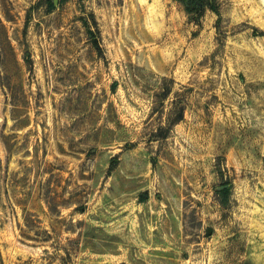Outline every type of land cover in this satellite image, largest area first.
<instances>
[{
  "label": "rangeland",
  "instance_id": "obj_1",
  "mask_svg": "<svg viewBox=\"0 0 264 264\" xmlns=\"http://www.w3.org/2000/svg\"><path fill=\"white\" fill-rule=\"evenodd\" d=\"M52 1L0 0V264H264V0Z\"/></svg>",
  "mask_w": 264,
  "mask_h": 264
},
{
  "label": "trees",
  "instance_id": "obj_2",
  "mask_svg": "<svg viewBox=\"0 0 264 264\" xmlns=\"http://www.w3.org/2000/svg\"><path fill=\"white\" fill-rule=\"evenodd\" d=\"M51 4H52V6H53V4H54V3H53V1H52V3H51ZM211 8H212L213 10H216V9H214L213 7H211ZM96 46L99 48V46H98V44H97V43H96ZM179 120H181V118H180ZM179 120H178V121H179Z\"/></svg>",
  "mask_w": 264,
  "mask_h": 264
},
{
  "label": "water",
  "instance_id": "obj_3",
  "mask_svg": "<svg viewBox=\"0 0 264 264\" xmlns=\"http://www.w3.org/2000/svg\"><path fill=\"white\" fill-rule=\"evenodd\" d=\"M57 1H58V0H54V4H55V5L57 4ZM209 233H210V232H209Z\"/></svg>",
  "mask_w": 264,
  "mask_h": 264
}]
</instances>
